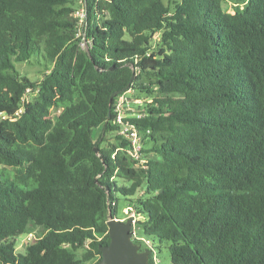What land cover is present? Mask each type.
Wrapping results in <instances>:
<instances>
[{
    "label": "trees",
    "instance_id": "1",
    "mask_svg": "<svg viewBox=\"0 0 264 264\" xmlns=\"http://www.w3.org/2000/svg\"><path fill=\"white\" fill-rule=\"evenodd\" d=\"M82 1L87 48L69 0H0V264H98L118 195L170 264H264V0ZM132 74L145 168L107 118Z\"/></svg>",
    "mask_w": 264,
    "mask_h": 264
},
{
    "label": "built area",
    "instance_id": "2",
    "mask_svg": "<svg viewBox=\"0 0 264 264\" xmlns=\"http://www.w3.org/2000/svg\"><path fill=\"white\" fill-rule=\"evenodd\" d=\"M82 5L77 8L73 12V17L77 20V31L76 37L80 39L79 46L81 48H87L89 41H87L84 37L83 28L85 24V7L84 2L82 1ZM133 92L132 90H127L120 94L116 101L113 104L112 111L114 113V123L119 127L118 135L122 137L124 141L127 142L126 152L131 161L134 163L136 168H145L146 167V158L143 156L142 150V136L138 131L135 123L132 121L134 119L138 120L143 117V113L141 108L144 106V101L140 100H131L126 97V93ZM133 104L137 105V108H133ZM131 212V211H130ZM134 214H131L130 217L133 218L132 221V241L143 243L144 247L150 250L149 256L152 259L153 264H160L159 259L157 258L154 250L152 249V244L149 240L144 237H139L136 233V219ZM128 217V216H127ZM129 218V217H128ZM121 221H125L126 219L122 218ZM26 241L34 240V236L31 233L25 235ZM36 240V239H35ZM137 244V243H135ZM140 245V244H138Z\"/></svg>",
    "mask_w": 264,
    "mask_h": 264
},
{
    "label": "rangeland",
    "instance_id": "3",
    "mask_svg": "<svg viewBox=\"0 0 264 264\" xmlns=\"http://www.w3.org/2000/svg\"><path fill=\"white\" fill-rule=\"evenodd\" d=\"M81 3H82V0H69V4L75 8H79L82 5ZM243 6H244V0H223V2H222V7H223L224 11H226L228 13H234L238 9L243 8ZM14 66H15V69L17 70V72H19L23 76H27L31 81L34 82V81H40L41 80L44 68H43L42 64L34 62V58L31 59L30 62L14 63ZM34 96H35V94L29 93L26 95L25 100L30 101ZM125 96L131 100L137 99V100H140L142 102H143V100L148 99L147 96H145L143 94H138L136 92H128V93H126ZM133 108L136 109L137 105L133 104ZM101 132H102L101 127L94 128L92 131L93 139L96 140L100 136ZM105 137H106V139H109L111 142L113 141V138L111 137L110 134H106ZM102 145H104V143ZM117 198H118V201H117V217L120 219L124 218L127 220L128 217L130 218V215L134 214V213L132 211L130 212V210L128 208V202L122 196L118 195ZM133 216H135V215H133ZM28 231H29V233H31L34 236L35 239L43 234V230L41 228L29 227ZM136 233L139 235V237L141 236V234L138 232V230H136ZM25 238H26L25 235H19L16 238L15 248H16L17 253L23 254L26 245L31 244L35 241V239L34 240L31 239L29 241H26ZM150 239L153 242L155 254H156L157 258L159 259L160 264H170L169 253H168V250L166 248V244L160 243L159 240L155 237H151ZM135 243L140 244V247H141L140 250L141 251L146 249L144 247L143 243H141V242H135ZM83 252H84L83 249L77 250L75 252L76 258L80 259ZM94 262H96V259L94 261L82 262V264H94Z\"/></svg>",
    "mask_w": 264,
    "mask_h": 264
},
{
    "label": "water",
    "instance_id": "4",
    "mask_svg": "<svg viewBox=\"0 0 264 264\" xmlns=\"http://www.w3.org/2000/svg\"><path fill=\"white\" fill-rule=\"evenodd\" d=\"M132 74L129 84L123 89V92L129 89L133 79ZM113 95L109 98L107 118H110L112 110ZM95 153L98 149H94ZM132 221L130 217L125 221L108 216V236L109 244L100 249L101 259L98 264H149L150 250H140V245L132 241Z\"/></svg>",
    "mask_w": 264,
    "mask_h": 264
}]
</instances>
